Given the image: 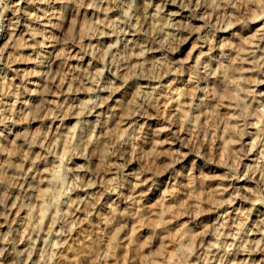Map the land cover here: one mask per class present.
<instances>
[{"label": "rangeland", "instance_id": "obj_1", "mask_svg": "<svg viewBox=\"0 0 264 264\" xmlns=\"http://www.w3.org/2000/svg\"><path fill=\"white\" fill-rule=\"evenodd\" d=\"M180 1L190 19L179 17L173 29L163 26L165 0H86L80 12L72 0H46L37 18L24 20L22 37L38 32L33 49L10 54L4 33L15 7L0 0V249L7 262L264 264V50L261 65L237 58L264 29V0H201L199 10L195 0ZM89 4L111 11L92 14ZM103 19L117 21L106 43L99 41L108 30L97 23ZM128 29L155 52L124 41L119 30ZM58 38L72 50L56 97L37 112V59ZM86 52L93 68L81 59ZM145 78L158 86L132 105ZM105 79L120 89L103 122L72 106L53 127L65 85L78 87L89 105ZM130 109L143 115L134 127L118 123ZM35 155L37 169L23 181ZM86 182L93 183L88 194ZM9 193L24 212L10 213Z\"/></svg>", "mask_w": 264, "mask_h": 264}, {"label": "bare ground", "instance_id": "obj_2", "mask_svg": "<svg viewBox=\"0 0 264 264\" xmlns=\"http://www.w3.org/2000/svg\"><path fill=\"white\" fill-rule=\"evenodd\" d=\"M46 0H13V5L15 7V15L14 18L10 20L7 29L4 33V47L3 51L7 53H12L13 49H19V50H25V49H33L32 45L37 42V39H35V35L38 34V32H30L27 31V35L22 37V34H24L27 30V26L25 24L24 20H28L30 18H37L38 16L36 15V9H38V6L41 5V3L45 2ZM73 1V8L76 12H80L82 7L86 4V0H72ZM98 2L102 3L104 0H97ZM118 1V0H117ZM201 0H195V4L193 9L199 10L203 7V4L200 2ZM165 11H163V15L165 16V20L163 21V26L167 28H173V26L176 24L177 19L179 17H186V22L188 19H190V15L186 14V11H189L186 5H183L180 0H165ZM103 4L96 5V4H89L88 8L92 9V14L93 12L95 13L96 11L100 12L103 10V13L107 14L111 11V9L107 7H102ZM194 18V17H192ZM15 19V20H14ZM119 20V19H116ZM112 21V20H111ZM106 19H103L102 21H98L97 23L102 26L105 29V31L101 32V35L99 37L100 43H106L108 40V37L112 36V32L115 30V25L117 24L116 22H111ZM43 24H47L43 22ZM229 25L227 24L226 27L222 29V32H225ZM173 29H178V26H174ZM180 30V29H179ZM121 33L119 34L122 36L124 41H129L128 44H132V46L135 44L136 48H140L142 52H152L155 50L147 48L145 45L140 44L134 37L136 33L134 32V29H128V30H119ZM38 36V35H37ZM223 37L218 36L216 39L215 43H212L211 46H209V52L214 53L220 48V41ZM24 39V41H22ZM124 45V43H123ZM110 47L115 46L110 44ZM48 51L46 53H42L39 55V58L37 59V63L40 67V71L38 74V82H36V89L33 91L32 96H33V105L36 107L37 112H42L46 108H48L49 103L51 104L53 102V97H56L54 95V88L58 87V85L61 83V68H62V63L64 60L67 58V54L70 53L71 46L69 44V39H54L51 40L47 43ZM263 47H264V29H260L258 31V37L256 39V42L254 45H252V48H250L246 54V56H237L238 60L241 63L245 64H251V65H261L262 62V55H260L259 52H263ZM34 52V51H33ZM100 52V51H99ZM147 52V53H148ZM21 53V56L27 55L30 52H19ZM34 54V53H33ZM18 60V63H23L24 61H29L28 60ZM81 59H85V61H89L87 64L88 67L93 68L94 64L93 61H91V56L89 55L88 52H86L84 55L81 56ZM15 66H19L16 63H13ZM91 64V65H90ZM244 67V65L242 64ZM256 67V66H255ZM245 70H254L253 68H249L248 66L245 68ZM19 68H17L16 74L19 75ZM89 72V71H88ZM116 75V74H115ZM118 78L119 76L116 75ZM83 78L85 79L84 82L91 81V75L90 74H83ZM123 78V76H121ZM124 79V78H123ZM148 79L145 78V81L141 83L139 88L133 89V95H132V105H135L137 103V99L139 97H142V94L144 93L145 96L150 94L151 88H155L158 85H152L149 84ZM255 84V83H252ZM260 85H264V81H259ZM120 89V84L118 82L115 83V81L111 80H103V82H97L93 94H91L90 98V104L86 105L83 103V101H80L79 96L77 95L80 92V89L78 87H72L71 85H65L64 87V95L57 100L59 103L58 104V109L57 112H53L50 115V122L53 125V127H58L60 125L61 121V113L62 110H66L69 107H77L79 111H76L77 113L82 114L84 117H95L98 118L101 122H103V119H106L107 114H102V110L105 108H110V104L112 103V98L113 95L118 92ZM104 96L102 99H97V96ZM96 96V98H94ZM144 96V95H143ZM152 97V96H150ZM149 97V98H150ZM203 102L198 104V107L202 106ZM197 107V108H198ZM132 109V107H131ZM130 112L120 118L118 120V123L120 124H127L129 127H134L137 123V121H140L143 115L135 110H131ZM76 113V114H77ZM65 114L62 116L64 117ZM35 121V116L31 119V123ZM117 122V121H116ZM30 123V122H29ZM29 127V125H26ZM27 127V128H28ZM102 127V125H101ZM47 135L41 136L40 139H45ZM23 145L29 148L30 145V140L28 139V136H26L23 139ZM40 160L38 159V155H35L31 159V163L28 164L27 166V171L25 172V175H23L22 180L24 181L26 178L29 177L32 171L37 169V163ZM28 176V177H27ZM93 183L91 182H86L83 191L88 194L89 190L92 189ZM1 203V202H0ZM5 205H8V208L10 210V213H14L16 209L18 208V212L23 211V207H18L17 205V199L16 197L12 196L11 193L7 194V197L4 199ZM20 206V205H19ZM25 211H28L25 209ZM29 213V212H25ZM259 220L264 224V211L262 210V214L260 215ZM263 226V225H262ZM264 227V226H263ZM207 235L208 233L205 232ZM257 245V242H255ZM246 250V249H245ZM244 250V251H245ZM248 252V251H245ZM9 256L8 250L7 249H0V264H11L7 262V258Z\"/></svg>", "mask_w": 264, "mask_h": 264}]
</instances>
